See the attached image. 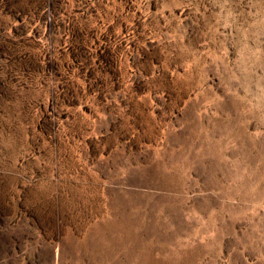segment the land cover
I'll use <instances>...</instances> for the list:
<instances>
[{
  "label": "rangeland",
  "instance_id": "374dc122",
  "mask_svg": "<svg viewBox=\"0 0 264 264\" xmlns=\"http://www.w3.org/2000/svg\"><path fill=\"white\" fill-rule=\"evenodd\" d=\"M0 264H264V0H0Z\"/></svg>",
  "mask_w": 264,
  "mask_h": 264
}]
</instances>
